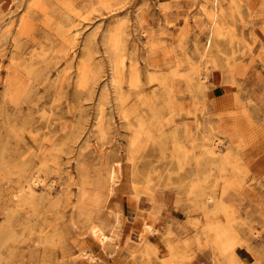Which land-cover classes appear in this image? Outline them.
<instances>
[{
    "label": "rangeland",
    "instance_id": "rangeland-1",
    "mask_svg": "<svg viewBox=\"0 0 264 264\" xmlns=\"http://www.w3.org/2000/svg\"><path fill=\"white\" fill-rule=\"evenodd\" d=\"M85 255L264 264V0H0V264Z\"/></svg>",
    "mask_w": 264,
    "mask_h": 264
},
{
    "label": "bare ground",
    "instance_id": "bare-ground-1",
    "mask_svg": "<svg viewBox=\"0 0 264 264\" xmlns=\"http://www.w3.org/2000/svg\"><path fill=\"white\" fill-rule=\"evenodd\" d=\"M120 170H121L120 164H117V166H115L114 169L112 170L111 177H110L111 184H113V185L117 184L116 182L119 180L118 177H119ZM117 219H118V221H116L115 225L113 226V229L111 230L112 234H111L109 240H116L118 237L117 231L119 229L118 224L120 223L119 216L117 217ZM84 257L89 264H101L98 262V260L94 256L85 255Z\"/></svg>",
    "mask_w": 264,
    "mask_h": 264
}]
</instances>
